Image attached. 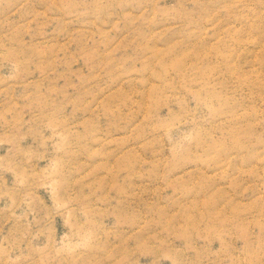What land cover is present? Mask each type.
Listing matches in <instances>:
<instances>
[{
	"label": "rangeland",
	"instance_id": "rangeland-1",
	"mask_svg": "<svg viewBox=\"0 0 264 264\" xmlns=\"http://www.w3.org/2000/svg\"><path fill=\"white\" fill-rule=\"evenodd\" d=\"M0 264H264V0H0Z\"/></svg>",
	"mask_w": 264,
	"mask_h": 264
}]
</instances>
